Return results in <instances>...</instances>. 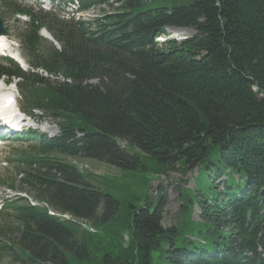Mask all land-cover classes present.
Returning <instances> with one entry per match:
<instances>
[{
	"label": "trees",
	"instance_id": "1",
	"mask_svg": "<svg viewBox=\"0 0 264 264\" xmlns=\"http://www.w3.org/2000/svg\"><path fill=\"white\" fill-rule=\"evenodd\" d=\"M84 3L111 10L71 24L1 4L29 16L22 37L30 65L55 79L1 63L0 75L18 77L25 106L41 110L59 133L33 134L14 160L19 174L8 187L16 182L35 204L23 197L6 204L0 259L239 264L252 226L244 225L247 214L264 224V0ZM41 27L60 51L39 52ZM168 27L192 33L156 42ZM79 159L122 173L98 176L73 163ZM147 169L192 180L178 188L181 208L170 226L162 225L164 194L146 198L132 188Z\"/></svg>",
	"mask_w": 264,
	"mask_h": 264
},
{
	"label": "rangeland",
	"instance_id": "2",
	"mask_svg": "<svg viewBox=\"0 0 264 264\" xmlns=\"http://www.w3.org/2000/svg\"><path fill=\"white\" fill-rule=\"evenodd\" d=\"M17 2H20L21 4H23L22 1L20 0H15ZM1 3V0H0ZM115 4V3H114ZM30 5V4H29ZM27 4V6H29ZM34 7V6H33ZM47 7V6H45ZM111 10L110 7L107 6H96L92 9H90L89 11H87L86 13H83V15L85 14V16L83 17L84 19H90L91 17H96L98 15H100L103 12H107ZM166 33L170 35V38H173L174 36L179 35V36H186V35H190L192 33L191 30L189 31H184V30H175L173 32L172 29H165ZM172 31V32H171ZM175 32H177L175 34ZM40 33H44L43 31H40ZM163 40V37L159 38L160 40ZM4 80V78H3ZM14 82V81H11ZM94 83V82H93ZM37 114V119L35 120L34 123H30L31 125H33L34 128H36L37 126H40L41 123V127L44 128L43 131H45L47 136H51L55 133V125L53 124V122H51L50 118L48 117H42V115H39L37 112H35ZM47 129H46V128ZM55 127V128H54ZM28 147H30L29 143H21L20 141L17 142L15 140L11 141V142H5L2 145H0V178L4 177L2 175H7V176H15V169L11 166H5L3 167V160H5L6 157H10L14 154H18L19 151L23 150V149H28ZM75 163L79 168L88 170L93 172L94 174L98 175V176H108V177H113L114 179H117L120 175V173H122L121 171H119L118 169L114 168V167H110V166H106L104 164L95 162V161H89V160H76ZM150 170L147 169L146 173L141 172V174H137L134 176L133 180L135 182V185L132 188L137 189L139 192H141V194L145 193L146 198H148L149 196L152 198L161 191L164 196L166 197V207H165V215L162 219V225L163 226H170L172 224V222H174L177 218V211L181 208V201H180V195H179V190L178 188H181L183 185H185L187 188H191L193 183L191 178H189V175H181L177 172H171L170 170L167 171V174H163L160 175L159 173L155 174L152 172H149ZM143 173V174H142ZM196 175V169L192 172V176ZM2 176V177H1ZM236 177V176H235ZM9 178V177H8ZM2 184H0V200L4 199V198H11V197H17L19 195H24L23 193H21V191H19L17 189V184L15 182L14 186L16 188H12L10 189L6 184L9 183V180H5V177L3 179ZM145 182H147L145 184V186H143L142 188H140V184H144ZM138 183V184H137ZM217 183H219V188H222L221 184V179L219 181H217ZM128 196V194H127ZM141 198H143V196H141ZM143 203V202H141ZM199 208L197 206H194L191 218L194 221H197L199 219L198 214H199ZM122 239L123 242L126 243L128 240V237L126 235V233H122ZM0 264H16L13 263L11 261L8 260V258L3 257L0 259Z\"/></svg>",
	"mask_w": 264,
	"mask_h": 264
},
{
	"label": "bare ground",
	"instance_id": "3",
	"mask_svg": "<svg viewBox=\"0 0 264 264\" xmlns=\"http://www.w3.org/2000/svg\"><path fill=\"white\" fill-rule=\"evenodd\" d=\"M171 32H172V31H171ZM173 32H174V31H173ZM175 34H176V32H175ZM0 40L3 41V40H4V37L0 36ZM5 91L7 92V93H5V94H9V95H10V94H14V90H13L12 87H7ZM2 96H3V94H2ZM7 112H8V111H6L5 114H7Z\"/></svg>",
	"mask_w": 264,
	"mask_h": 264
}]
</instances>
